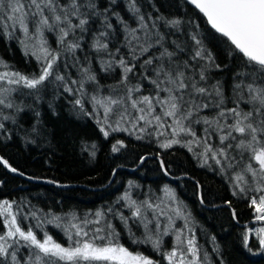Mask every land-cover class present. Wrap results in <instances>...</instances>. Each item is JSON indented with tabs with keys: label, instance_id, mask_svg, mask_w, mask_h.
<instances>
[{
	"label": "trees",
	"instance_id": "obj_1",
	"mask_svg": "<svg viewBox=\"0 0 264 264\" xmlns=\"http://www.w3.org/2000/svg\"><path fill=\"white\" fill-rule=\"evenodd\" d=\"M96 3L101 10L107 7L119 14L118 17L110 16L115 31L110 37L109 48L113 52L117 47L121 49L116 54L117 61L123 56L131 62L129 49L121 46L126 33L124 24L118 23V19L125 21L129 29H138L136 35L144 39L138 14L130 8L132 0H115V3L96 0ZM135 3L149 26L156 17L181 21L177 27H171L163 20H156L157 28L152 31L165 36L164 43L170 51L175 50L173 41L184 47L186 52L178 53L182 59L187 58L194 47L192 36L201 38L215 62L222 67V70H212L210 82L223 81L226 95H231L233 73L247 70L241 62L242 55L232 52L230 42L212 30L197 10L185 0H135ZM148 14L152 20H148ZM90 28L81 41L82 48L75 53L79 62L62 51L55 31H44L45 46L62 54L54 65V75L39 86V90L0 81L3 87L16 89L6 98V103L10 101L14 107L0 105V123L4 124L0 129V157L23 176L73 188L62 190L30 183L0 165V204L7 201L12 205L11 212L22 230L31 229L41 241L47 234L64 247L75 246L77 240L84 242L103 236L105 240L97 239L95 243L100 245L111 240L154 264H169L167 253L177 247L179 233L184 249L187 239L194 236L198 264H264V247L260 244V238L264 237L260 229L264 228V223H259L264 221L256 220L259 212L252 204V199H256L258 205L259 197L264 195V178L259 173L258 162L251 159L250 152L241 155L235 148L228 149L225 156L217 155L219 164L211 152L205 155V140L214 151L224 145L219 140L221 133L212 132L209 137L204 132L208 126L203 123L192 125L195 136L184 132L174 136L169 127L171 118H164L163 127H158L155 121L151 125L139 121L133 127V117L139 113L131 108L130 101L118 105H108L107 101L109 98L127 100L128 90L137 84L142 87L139 92L131 93L132 99L154 95L153 85L142 78L144 69L140 66L148 53L135 61L136 68L128 73V81L121 83L122 68L115 62L112 68H107L90 47L93 34L101 28L100 19L90 21ZM39 46L30 34L25 37L19 27L0 29V60L7 65H0V75L18 72L29 78L38 76L45 63L37 59L42 56ZM158 48L156 45L149 52L158 55ZM109 59L103 56V61ZM84 69H88L87 75L94 76L95 80H88ZM55 74L64 79L56 80ZM105 107L112 108L107 119ZM124 108L130 115L125 114L121 120ZM160 112L157 106L155 114ZM214 114L215 110L201 113L208 117ZM102 127L109 132L107 137ZM173 139L180 142L169 148L161 147ZM117 141L124 146L113 152ZM146 156L153 158L139 168ZM159 161H163L169 177L184 179H169ZM249 164L257 170V175L246 170ZM237 176L243 179L237 180ZM145 201L153 208H141L145 218L133 216L135 207L142 206ZM98 211L104 215L95 223ZM5 218L0 215V235L7 231ZM85 220L88 221L86 225ZM147 221L151 223L146 229ZM74 224L88 235L76 236ZM97 228L102 231L96 233ZM157 238L159 247L155 246ZM8 251L7 257H0V264H35L34 254L39 252L23 242L13 243ZM13 251L16 262L11 259ZM186 255L193 259L190 254ZM80 264L110 263L82 261Z\"/></svg>",
	"mask_w": 264,
	"mask_h": 264
},
{
	"label": "snow or ice",
	"instance_id": "obj_2",
	"mask_svg": "<svg viewBox=\"0 0 264 264\" xmlns=\"http://www.w3.org/2000/svg\"><path fill=\"white\" fill-rule=\"evenodd\" d=\"M115 3V0H111ZM196 9L206 17L211 28L226 38L233 46L231 51L242 54L240 57L243 67L246 71H235L233 81L230 85L231 95H226L224 82L212 80V70H222L220 64L215 62L211 52L203 44V40L197 35L192 36L194 47L189 50L190 55L182 59L178 53H185L186 49L173 41L175 50L170 51L165 46V36L159 32H153L157 28L156 20H163L166 25L177 27L181 24L179 19L165 20L163 17H156L149 26L145 16L140 14V9L136 7L135 0H132L130 8L138 14L139 29L144 30V39L136 35L138 29H129L126 22L118 19V23L124 24V42L121 45L129 49L131 62L123 56L117 61L116 54L120 48H115L113 52L109 48L110 37L115 31L111 23L110 16H119L110 10V8H98L96 0H0V29H16L19 27L25 35L29 34L30 28L43 37L44 31H55L58 35V43L62 46V51L69 53L77 62L79 58L75 56L78 49L82 48L81 41L84 35L91 31L90 21L94 22L96 18L101 21V28L92 36L90 47L106 64L107 68H112L113 62L122 68L121 83L128 81V73H132L136 68L135 61H139L144 54L148 53L140 65L144 69L143 79H147L153 85L154 95H144L132 99V92H139L141 85L137 84L134 88L128 90L127 100L109 98L108 105H118L130 101L132 109H136L139 115L133 117V127L136 123L143 121L145 125H151L155 121L158 127H163L164 118H171L173 135L179 132L195 136L192 128L194 124L207 125L204 132L210 137L212 132L221 133L219 140L224 147L214 151L205 140L204 154L211 152L212 158L217 155L225 156L228 149H239L240 154L250 152L251 159L259 164V173L264 178V0H191ZM148 20H152L151 14H148ZM79 32V35H77ZM154 37V39H153ZM157 49L158 55H152L149 50ZM39 51L42 56L37 59L45 61L39 75H33L31 78L18 72L9 75L7 72L0 75V81H6L8 85H23L28 89H37L51 76L54 75V65L60 58L61 52L50 50L45 46V41L41 40ZM139 53V54H137ZM35 54V53H34ZM106 55L110 59L103 61ZM0 65L7 67L2 60ZM225 68L227 65L224 66ZM85 75L88 69L83 70ZM150 73V74H149ZM56 80H63L64 77L55 74ZM88 80H95L92 75H87ZM75 83V81H73ZM15 88L3 87L0 85V105L7 108H13L12 102L6 103V98ZM71 91V89H67ZM163 93V95H161ZM80 104V101H76ZM231 104V107L228 105ZM157 106L161 112L156 113ZM205 110H215L211 117L202 116ZM112 112L111 107H105V119L107 114ZM128 109H123L120 119L125 118ZM8 119V117H4ZM119 124V121H117ZM111 127V125H109ZM4 124L0 123V129ZM211 129V131H210ZM116 130V129H113ZM144 128H141L143 131ZM104 136L109 135L108 131L101 128ZM228 143L225 144V142ZM180 141L173 139L161 144L163 148H169ZM235 142V143H232ZM191 143V141L189 142ZM119 145V147H117ZM113 145L112 151H119L123 147L121 141ZM191 150V149H190ZM219 164L220 160L216 159ZM0 163L8 167L12 172L17 169L12 168L6 160L0 158ZM163 166V161L161 162ZM247 171L255 176L257 170L249 164ZM243 179L237 176V180ZM243 191V189H242ZM127 198V197H125ZM136 204L135 201L132 202ZM252 204L256 205V211L264 213V195L257 200L252 199ZM12 205L7 201L0 204V215L7 214L9 218L4 220L7 229L5 234L0 235V257L9 255L8 249L12 244H19L20 241L31 248L38 249L35 255V264H59V262H68V264H80V262L103 261L110 264H154V262L140 254H133L127 248L113 244L107 240L104 244H96L95 240H105L103 236H95L90 240L81 242L76 241L75 246L64 247L53 241L51 236L45 234L43 241L37 238L31 229L27 231L17 223V217L11 212ZM152 209L150 202H143L142 206H136L133 216L142 217L141 208ZM158 207V205L156 206ZM98 218L95 223H99V218L104 214L100 211L95 213ZM235 215V212L233 213ZM121 219H124L121 217ZM257 219L264 220V215ZM85 225L87 220L83 222ZM147 221L144 227L147 229ZM76 228V236H87L88 233L78 225H72ZM156 228H159L157 223ZM96 233L102 231L101 228L95 229ZM264 233V228L260 229ZM165 234H167L165 232ZM71 239V236L69 237ZM12 241V243H9ZM177 247L167 253L169 264H198L195 259L198 256V247L194 236L187 239L186 249L182 246L184 241L181 234L176 235ZM247 243V236H245ZM260 244L264 247V237L260 238ZM160 240L157 238L155 246L159 247ZM179 252V256H178ZM39 253H42L41 256ZM190 254L193 259H188ZM13 262L17 261L16 253H11Z\"/></svg>",
	"mask_w": 264,
	"mask_h": 264
},
{
	"label": "water",
	"instance_id": "obj_3",
	"mask_svg": "<svg viewBox=\"0 0 264 264\" xmlns=\"http://www.w3.org/2000/svg\"><path fill=\"white\" fill-rule=\"evenodd\" d=\"M186 2H187V4L188 5H190L191 7H193L195 10H197L198 12H199V10L198 9H196V7H195V5H193L192 3H191V0H185ZM200 13V12H199ZM203 17H204V15L202 14V13H200ZM205 18V20H206V22H207V19H206V17H204ZM207 24L210 26V28H211V25L207 22ZM212 29V28H211ZM212 30H214V29H212ZM215 31V30H214ZM217 34H219V33H217ZM220 35V34H219ZM221 36V35H220ZM226 39V38H225ZM242 55V54H241ZM1 158V157H0ZM150 158H153V157H151V156H146V157H144L143 159H142V161H141V164H140V166H139V168L141 167V165L143 164V162H145L146 160H148V159H150ZM159 163H160V166H161V168H162V170H163V172L165 173V171H164V168H163V166H162V164H161V161H159ZM0 165L1 166H3L6 170H8L11 174H13L14 176H16V177H18V178H21V179H23V180H25V181H27V182H30V183H35V184H39V185H45V186H53V187H57V188H59V189H64V190H68V189H72L73 187H71V186H63V185H58V184H55V183H52V182H49V181H45V180H36V179H31V178H28V177H26V176H23V175H21V174H19L18 172H12L8 167H5L2 163H0ZM165 175L169 178V179H176V180H182V179H184V178H171V177H169L166 173H165ZM87 189V188H86ZM259 223H264V222H259Z\"/></svg>",
	"mask_w": 264,
	"mask_h": 264
},
{
	"label": "rangeland",
	"instance_id": "obj_4",
	"mask_svg": "<svg viewBox=\"0 0 264 264\" xmlns=\"http://www.w3.org/2000/svg\"><path fill=\"white\" fill-rule=\"evenodd\" d=\"M29 34H30V38H31V39H33L34 41H37V44H40V42H41V40H42V37H41V36H39V35H37V34H34V31H33L31 28H30ZM29 34H28V35H29ZM24 35H25V34H24ZM25 37H26V35H25ZM35 39H36V40H35ZM32 50H34V49L32 48ZM261 214H263V213H260V212H259V215H258V216H261ZM4 217L10 219V217H8L6 213L4 214ZM6 218H5V219H6ZM256 220H259V219L256 218ZM259 221H262V220H259ZM263 221H264V220H263ZM20 242H23V241H20ZM23 243H25V242H23ZM178 255H179V252H178ZM167 260H168V258H167ZM168 261H169V260H168ZM109 263H110V262H109Z\"/></svg>",
	"mask_w": 264,
	"mask_h": 264
}]
</instances>
